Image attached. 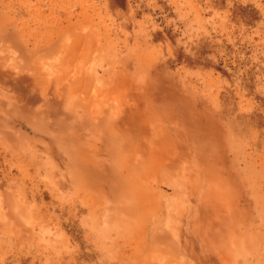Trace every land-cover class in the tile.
<instances>
[{
    "label": "rangeland",
    "instance_id": "rangeland-1",
    "mask_svg": "<svg viewBox=\"0 0 264 264\" xmlns=\"http://www.w3.org/2000/svg\"><path fill=\"white\" fill-rule=\"evenodd\" d=\"M0 264H264V0H0Z\"/></svg>",
    "mask_w": 264,
    "mask_h": 264
}]
</instances>
